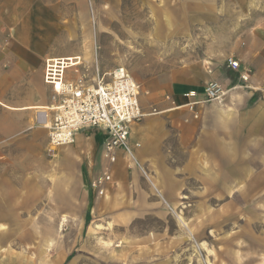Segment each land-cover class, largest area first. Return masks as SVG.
Returning a JSON list of instances; mask_svg holds the SVG:
<instances>
[{
  "label": "rangeland",
  "instance_id": "rangeland-1",
  "mask_svg": "<svg viewBox=\"0 0 264 264\" xmlns=\"http://www.w3.org/2000/svg\"><path fill=\"white\" fill-rule=\"evenodd\" d=\"M169 2L184 4L96 0L81 66L92 73L96 46L100 67L124 66L140 83L237 50L264 21V0H190L192 24L180 26L184 11ZM255 97L237 106L224 91L207 102L216 134L186 141L173 130L149 160L118 148L100 195L89 185L107 164L99 152L86 169L59 160L76 140L2 158L14 181L0 195V264H264V97Z\"/></svg>",
  "mask_w": 264,
  "mask_h": 264
},
{
  "label": "crops",
  "instance_id": "crops-1",
  "mask_svg": "<svg viewBox=\"0 0 264 264\" xmlns=\"http://www.w3.org/2000/svg\"><path fill=\"white\" fill-rule=\"evenodd\" d=\"M188 1L167 3L169 11H184L180 26L192 24ZM96 7V0H0V160L40 154L49 144L48 126L36 121L37 113L46 112L53 101V86L44 79L46 60L81 56L90 49L96 40ZM158 27H164L162 22ZM244 42L223 57L178 65L140 82L146 90L140 96L145 115L131 125L130 142L139 144L134 151L142 159L149 160L153 148L160 147V140L173 130L180 129L179 136L186 141L194 133L216 134L209 125L217 120L210 114L211 103L195 106L198 119L185 105L201 99L208 82L217 81L226 95L237 93V106L264 97V21ZM227 57L238 61V68H231ZM192 90L195 97L184 96ZM104 136L100 128H83L75 145L58 154L59 160L72 155L86 169L97 152L101 156ZM9 164L0 161V195L13 191L8 192L14 181Z\"/></svg>",
  "mask_w": 264,
  "mask_h": 264
},
{
  "label": "built area",
  "instance_id": "built-area-1",
  "mask_svg": "<svg viewBox=\"0 0 264 264\" xmlns=\"http://www.w3.org/2000/svg\"><path fill=\"white\" fill-rule=\"evenodd\" d=\"M93 58L91 74L88 67L81 66L80 55L46 60L44 79L53 86V101L46 112L37 113L36 121L48 126L52 149L74 143L77 132L83 128L96 127L104 131L101 156L107 164L102 173L89 182L91 189L100 195L111 180L110 165L116 161V150L119 148L135 158L134 148L139 144L130 142V130L131 125L145 115L140 96L146 90L124 66L100 67L96 46ZM227 64L233 69L239 66L238 61L230 57ZM69 68L73 69L74 76L66 74ZM223 93L217 81H210L204 86L201 99H192L185 105L196 118L195 106L218 100ZM196 95L193 90L184 94L188 98Z\"/></svg>",
  "mask_w": 264,
  "mask_h": 264
}]
</instances>
